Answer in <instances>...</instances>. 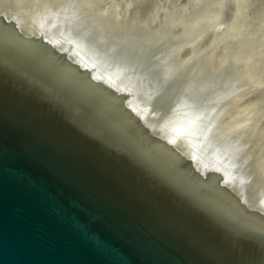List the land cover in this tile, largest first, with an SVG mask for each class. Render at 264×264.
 Instances as JSON below:
<instances>
[{
	"label": "water",
	"instance_id": "water-1",
	"mask_svg": "<svg viewBox=\"0 0 264 264\" xmlns=\"http://www.w3.org/2000/svg\"><path fill=\"white\" fill-rule=\"evenodd\" d=\"M115 76L0 10V264H264V190L166 139L144 80Z\"/></svg>",
	"mask_w": 264,
	"mask_h": 264
},
{
	"label": "bare ground",
	"instance_id": "bare-ground-1",
	"mask_svg": "<svg viewBox=\"0 0 264 264\" xmlns=\"http://www.w3.org/2000/svg\"><path fill=\"white\" fill-rule=\"evenodd\" d=\"M66 1H68V0H65V2ZM75 1L70 0L71 3L69 1H68V3H70L69 5L73 6ZM13 2H15V1H13ZM23 2H20L21 4H19L17 2L18 5H15L13 7L11 6L12 4L10 3L11 4L10 6L12 7L11 8L9 6L10 9H8L9 7L5 9V6L2 5V7L0 6V10L6 12V14H8V16L15 18L17 21H20V22L28 25L29 27L39 31L40 33L44 34L45 36H47V37L59 42L60 44L66 46L67 48L71 49L72 51L76 52L77 54H79L80 56H82L83 58L88 60L89 62L95 63L98 66V68H100L101 70L108 73L109 75H111L114 78H116L115 73L120 74V71H125V72H127L128 75H131L130 76L131 81H133V80H135V81L144 80L145 84L142 86H138V88H139L138 92L140 90V92L142 94L148 95L149 99L148 98H144V99H137L136 98V99L144 107L145 111L147 112L150 119L152 120V122L154 123V125L157 128H161V126H166L169 129L166 131V133H164L165 134L164 136L166 139L171 140L172 142L176 141L179 144L178 147L184 151L189 150L188 153L202 155L204 157V162L207 166H209L210 168H212V167L218 168L222 172H225V171L229 172V169L231 170V167L234 164L233 161L235 159L240 160L242 163V165H241L242 167H239L237 169V171L235 173H233V175L235 176L237 174V176H240V178L243 179L244 182L247 181V183L245 185L244 182L241 183V181H239L238 185L231 183L232 186H234V188L236 190H238L239 192H241L242 194H244L245 196H248V197H256L261 193V191L264 190V186H263V188L259 187V186L257 188V182H256L257 178L262 179V176H264V172H263L264 170H262L264 163L261 162L259 159V158H261V155L258 158L259 160L257 159L258 160L257 162L260 161L261 163L260 164H258L257 162H256L257 164L253 163L254 161H256L255 159L257 158V156H259L258 154L261 153V152L257 153L254 149H252L253 146H255V145L257 146V144H255V143H258V141L256 142L254 139V138H256V134H255L254 138H252L253 136H251V139H249L250 141L254 140L255 141L254 144H253L254 141L250 142V141H248V139L246 142H243V140H242L243 136L241 134V133H244L245 131H247V128H245V126H241V125L246 124V123L241 124L243 122V119L245 121L246 115H248L250 111L251 112H253V111L250 108L244 109V108H242V105H241V107L240 106L239 107L241 109H244V113L242 112L241 114H238V115H240V117H236V118H234V115L236 116V111L234 112L235 113L234 115L232 114V112H233L232 109L234 110L235 106H236V108H238L237 106L241 103V101H240V103L238 102V100H240L241 98L240 99L237 98L238 100L236 102H238L239 104L238 105L235 104L236 103L235 102L236 97L239 95L242 96L243 95L242 93L245 92V91L242 92V90L245 89L244 87L242 88V86L246 83V81H242V83H244V82L245 83L241 86L240 77H239L240 81L238 79V76L240 75V73L238 72L239 73L238 76L236 73L237 78L232 77V78L237 79L239 82H237L235 79H231L230 78L231 73H230V76H228L229 78H227V76H226V78L228 80L230 79L229 82L222 81L223 83L222 82L219 83V82H217V79H214L216 81L213 80L214 82L206 84L204 81H203L204 82L203 83L202 80H198L195 77L196 75L194 72H192L193 75L191 72H190L191 74L189 75V73L186 71L188 69L190 71H193L191 69H193L194 67L191 69L190 68L186 69L188 67L186 64L187 67L185 68L186 70L184 72H187L189 75L188 76L187 73L182 74L180 72H179L180 73L179 75H176L178 70H180L179 68H181V70L183 69L181 66L180 67L177 66L178 68L175 70L173 68L174 66L171 67L170 65H168V63H169L168 60L169 59L172 60L170 58V57H172L171 55L173 54V56H174V53H177L180 50L182 51V49H181V47L183 46L182 44L184 42H187V39L190 40L191 36H193L192 35L193 32L192 33L190 32L191 36L189 35V37H190L189 38L187 36L186 30L184 29L185 26L193 25V24H188L189 23L188 22L187 23L188 25H184L182 27V29L185 30V31L183 30V32H185L186 34L182 35V32H181V35L183 37L178 36V37H181L178 41H176L178 37L176 38L175 42L173 41L174 39L173 40L169 39L172 36H174L172 31H171L172 36L168 35L167 39L163 35L162 37H164V40L169 39L171 41L168 44H166L168 41L165 44H164V41H162L163 42L162 43L161 40H163V39H160V43H159V37L157 40L158 43L151 41V42L156 43V44H153V43L151 44V42H149L150 40L148 41L145 39L142 41V43L139 42L140 40H142L141 37H143V38H144V36L146 37V35H148L149 32H148V34H146L144 36H142L143 35L142 34L140 36V38H141L140 40L139 39L137 40V38L139 36L138 37L136 36L140 32L135 34V35H133L134 33L133 34L131 33L134 37L135 36L137 37V38L135 37L136 38L135 41H134V39H132L134 42L131 39L128 40V38L131 37V35H129V37L127 39H125L126 36L123 37V41H121L122 40L121 37L123 35L128 36V34H130V33L125 34V33L129 32V30H130V32H132L131 30L142 31L146 28H149V30H150L151 27H155L154 29L157 30L156 27L160 25V24H156V22L159 20L154 19V20H140L139 24H133V26H131V24H130L131 20L130 19L133 15H135L134 14L135 8H133V6H136L138 4L140 5V4H143L146 2L153 3L151 0H135L134 5L132 4L131 5L132 7H129V10H131V12H129V13L128 12H121V13L116 14V16L119 17L118 19L121 20V23H120V25L117 24L118 26L116 25L115 27H117V29L121 31L120 33H123L121 35V37L119 38V40L121 39L120 40L121 42H119L118 38L115 37V40L117 39L116 42H118V43H116L118 45H116L115 42H111L108 40L109 37H107V40H105V38L101 37V35L98 34L100 32L99 30H100L101 26H102V28H105V30L107 28L106 25H105V27H103L104 21L108 20V22L109 21L111 22V18L116 19V16H112L109 18V15H108L109 19L107 18V16H105L106 19L103 17L105 20L103 21L102 25L99 24L100 25L98 27L99 30L96 28L97 25H95L96 30H98V32L96 33V32H93V29L87 28L88 27L87 23L82 24L81 22L80 23L76 22V23H78V24H76L75 23V20H76L75 17H74V19H73V17L70 18L71 17L70 16L71 11H70V8L68 9L67 6H69V5L67 3H66L67 9H64L65 5H63V2H62V5L64 6L63 8H60V7H62V5H57V6L53 5L50 7V9H47V7H48L47 3L48 2L46 3V1H45V3H44L45 5H43V6L41 5V4H43V3H41V2H43V0L41 2H39L40 5H38L39 4L38 3L35 8H29L28 5L25 3V5L27 6L26 7L25 5H23L24 4ZM57 2L58 1H56L55 4H57ZM72 2H74V3H72ZM237 2H238V0H236V4H237ZM76 3H78V2H76ZM76 3H75V5L80 6V0H79L78 4H76ZM13 4H16V3H13ZM164 4L166 5V7L170 11L174 10V8L170 7L165 2H164ZM0 5H1V3H0ZM84 5L86 8L87 4L85 3ZM208 5L205 7V10H204L203 14L201 15L202 18L198 19V20L202 19V21H201L202 23H199V25H198L197 24L199 22L198 21L196 23V26H194V27L190 26V28L188 26L187 28L191 29L193 27L191 29V31H194V32L197 31L198 32L204 26V24H206L204 22H210V20H212L211 22H213V20H214L213 18H215V16H216L215 14L217 13L216 7L214 4H210L209 6ZM224 5H226V0L224 2ZM44 6L45 7L47 6V7L45 8ZM58 6H60V7L58 8ZM72 6H71V8H73V10H74V6L73 7ZM24 8H25V10H23ZM75 8L78 9L79 7L75 6ZM81 8H84V7H81ZM77 9H75V10H77ZM223 9H224V7H223ZM80 10H78V11L80 12ZM87 10H89V9H87ZM95 10L96 9L88 11V12H92V13H90V15L91 14L93 15V11L95 14ZM74 11H72L73 12L72 15H75ZM81 12H83V9ZM85 12L86 11L84 10V13ZM80 13H77V14L80 15ZM83 14H81L80 17H82ZM85 14L88 15L89 13L86 12ZM85 14H84V17H82L84 19H85V17H87ZM170 14H171V12H170ZM95 15H97V14H95ZM168 15L169 14H167L163 18L166 20H169V17H171V16H168ZM224 16L222 15V12H221V16L219 18V22H218L217 26H215L214 27L215 29H213V30H208L210 32H208L207 35L214 37L218 34V32L221 28V21H223L222 18H224ZM76 17H78V16L76 15ZM79 18H78V20H79ZM97 18H99V17H96L94 19H97ZM94 19H92V20H94ZM89 20H91V19L89 18ZM99 20L101 21L100 18L96 21L99 22ZM231 20H232V18L230 20H226L224 22L226 24V23L230 22ZM106 22L107 21H105V23ZM112 22H111V24H112ZM114 22H115V20H114ZM195 22H196V20H195ZM190 23H193V22H190ZM111 24L109 23L108 27H110ZM167 24L168 23H166V25ZM183 24H186V23H183ZM91 25H94V24L92 23ZM91 25H90V28H91ZM114 25H115V23L113 24V27H114ZM168 25H170V24H168ZM128 26H131V28ZM167 27H166V33H167ZM176 27H177L176 25L173 26L174 29ZM164 28H165V26H164ZM171 28L172 27H170V29ZM204 28H206V27H204ZM160 29L162 30L161 27H160ZM182 29H181V31H182ZM105 30L103 33H105ZM107 30H109V29L107 28ZM146 30H145V32H146ZM149 30H147V31H149ZM158 30H159V28H158ZM115 31L116 30H114L113 32L117 33V31L116 32ZM136 31H134V32L136 33ZM163 31L165 32V30H163ZM114 33H112V34H114ZM153 33L154 32H152V34ZM195 33H193V34H195ZM161 34H162V32H160V35ZM151 35H150V37H148V36L147 37L150 39V38H152ZM155 35H157V31H156ZM155 35L153 37L157 38V36H155ZM158 35H159V33H158ZM56 36L58 38H56ZM115 36H117V35H115ZM166 36H167V34H166ZM194 37L196 38L197 36H194ZM110 38H113V37H110ZM172 38H175V36ZM190 44H192V43H190ZM185 46H187V45H185ZM211 46L208 47L209 50H210ZM208 48H206V50L204 49L206 53H207ZM211 48H213V47H211ZM213 50H212V52H213ZM210 51L208 52V54H212V53H210ZM201 52H203V50ZM235 52L236 51H234V54H236ZM181 53H183V52H181ZM206 53H205V55H203L204 53H202L203 57L207 55ZM179 54H180V52H179ZM199 55L201 56V57L199 56V58H201V61L204 60L203 63L206 64L207 62H205V57L203 59L201 53ZM231 55L229 54L228 57L231 60H233L234 62H235V60H237L236 59L237 57H239V56L241 57L239 51L237 53V56L236 55L231 56ZM176 56H177V54H176ZM242 57L238 58V60L242 59ZM193 58L194 57L192 56V59H191L192 63H195V62H193L194 61ZM196 58H198V57H196ZM209 58H210V56H209ZM211 58H212V56H211ZM212 59H214V58H212ZM212 59H209L210 62ZM188 60L191 62L190 57H188ZM188 60L186 62H188ZM199 60L196 61V59H195L196 63L198 62L197 63L198 65L200 64ZM209 60H208V62H209ZM233 61L232 62L230 61V63L232 64L230 66L231 68L234 64ZM172 62H174V61H172ZM172 62H170V63H172ZM180 62H182V61H180ZM190 62H188V64ZM225 63L223 65H225ZM239 63H240V60H239ZM244 63H246V62H244ZM205 64H200V65L202 66ZM229 64H228V68L225 67L224 69H229ZM238 65H241V64H238ZM245 65L246 64H244V66ZM192 66H195V65H192ZM205 66H203V69L201 67L200 68L202 70H204ZM226 66H227V64H226ZM244 66H242V67L245 68ZM169 67H171V69L173 68L177 72H173ZM207 67H208V64H207ZM223 67H222L223 72L220 70L221 68L218 69L221 71V72L219 71L220 75H221V73H224ZM195 68H197V67L195 66ZM231 68H230V70H232ZM237 69L242 70L241 66L237 67ZM212 71L213 70H211L209 73L204 72V73H202V75L204 76V78H206V77L208 78ZM229 71L227 70L228 73H229ZM219 72L216 71V73L218 75V79L220 81V78L223 75L219 76ZM227 72H225L226 75H228ZM131 73H134V74H131ZM196 73L198 75L197 71H196ZM206 73H208L207 76H206ZM233 73H232V76H233ZM244 73H246V72H242V75H240V76H243ZM137 74H139L141 77ZM214 75H215V72L214 73L212 72V77ZM217 75H215L214 78L217 77ZM234 75H235V73H234ZM212 77L210 76V78H212ZM207 78H206V80H207ZM210 78H208V82L211 81ZM223 78H222V80H223ZM244 78L248 80V78H246L245 75H244ZM123 80H124L123 82L126 83L123 85L130 86V84L132 83L131 81H128L126 79H123ZM226 85L230 86V87H226ZM245 86L247 88L248 84L247 85L245 84ZM246 92H248V91H246ZM244 95L246 96V94H244ZM243 100L244 99H242V101ZM230 104H231V106H230ZM236 108H235V110H236ZM181 109H185V110L181 111ZM248 109H249V112L247 111ZM229 111H230L229 115L226 114ZM237 112H241V110L240 111L238 110ZM227 115L232 116V119H234L236 121V122L235 121L234 122L237 124L235 126H237L239 128L236 129V127H233V129H232L229 127L230 128L229 130L226 128L228 130L227 132L222 130V128L224 129L226 127L224 125L225 124L227 125L228 121L230 123L231 119L229 120ZM249 117L251 118V116H249ZM226 119H228V121H226ZM247 119L248 118H246L245 122H247ZM222 122H225V123H222ZM231 122H233V120ZM251 122H250V124H253V126L255 127L256 124L251 123ZM235 123H230V124L233 125ZM190 124H193L194 129L196 126H197V128L195 130L190 129L189 131H186V134L184 133V135H186L185 136L186 140H180L181 135L178 133V131H180V129H182V127L188 126ZM238 124H239V126H238ZM250 124L248 123V125H250ZM190 126H189V128H191ZM250 126H251L250 128L253 127L252 125H250ZM246 127H248V126H246ZM250 128H248V129H250ZM226 129H224V130H226ZM244 129H246V130H244ZM237 130H239L241 133ZM250 130H249L250 132L248 131L250 134H248L246 132L248 134V136L253 133V129H250ZM254 133H255V131H254ZM247 134L245 136H247ZM193 138H199L200 141L196 140V142L195 141L193 142V140H191ZM247 142H250L253 145L248 144ZM245 143H247V144H245ZM256 149H258V148H256ZM253 150H254V152L257 153V156L253 152ZM243 152H245V153H243ZM224 155H226V156H224ZM253 155L256 157L255 159L253 158ZM261 160H262V158H261ZM262 164H263V166H262ZM259 175L260 176L262 175L261 178L259 177ZM250 179L252 181H250ZM259 179H258V181L261 182V180H259ZM248 180H249V182H248ZM260 182H258V183H260ZM263 184H264V181H263ZM263 184L261 182V186Z\"/></svg>",
	"mask_w": 264,
	"mask_h": 264
},
{
	"label": "rangeland",
	"instance_id": "rangeland-1",
	"mask_svg": "<svg viewBox=\"0 0 264 264\" xmlns=\"http://www.w3.org/2000/svg\"><path fill=\"white\" fill-rule=\"evenodd\" d=\"M13 1H15V2H13ZM24 1V2H23ZM42 0H0V3H1V7H2V5L3 6H5V9L6 8H8L11 4V6L13 7V6H15V5H18V3L19 4H21L20 2H23L22 4L23 5H25V3L28 5V7L29 8H35L36 6H37V4L39 3V2H41ZM46 1V3H47V6L49 7H47V9H50V7L51 6H53V5H62V2H63V5H65V8L64 9H67L66 8V5L68 4H70L71 2H70V0H68L70 3H68V1H66L65 2V0H45ZM45 1L43 0V2H41V3H43V4H41L42 6L43 5H45L44 3H45ZM56 1H58L57 2V4H55L56 3ZM61 1V2H60ZM71 1H75V0H71ZM134 1L135 0H80V6L78 5H75V3L76 2H78L79 3V0H76L75 1V3L74 2H72V3H74L73 4V6L75 5L76 7H79L78 9L77 8H75V6H74V10L75 9H77V10H75L76 12L78 11V10H80V12L82 11V9H83V12H77V13H80V15L79 14H77L74 10H73V8H71V6L72 5H69V6H67L68 7V9L70 8V13H71V17L70 18H72L73 17V19H74V17H75V23L76 22H78V23H82V24H85V23H87L86 25L88 26H86L87 28H89V29H93V32H98V30H99V26L100 25H102V23H103V21L106 19V17L105 16H107V18H108V15H109V18L110 17H112V16H116V14H118V13H121V12H131V10H129V7H132L131 5L133 4L134 5ZM153 3H149V2H146V3H143V4H138V5H136V6H133V8H135V15H133L132 17H131V26H133V24H139L140 23V20H154V19H156V20H159V21H157L156 22V24H160L159 26H157L156 28H157V30L156 29H154L155 27H151L150 28V30H149V28H146L147 30H149V31H147L146 29H144V30H142V31H136V30H134V31H136V33L133 31V30H131L132 32H130V30H129V32H127V33H125V34H128V33H130V34H128V36L127 35H123L122 37H121V35L123 34V33H120L121 31L120 30H118L117 29V27H115L117 24H119L120 25V23H121V20L120 19H118L119 17H117L116 16V19H112L111 18V22L113 21L114 22V20H115V25H114V27H113V22H112V24H111V22L109 21L108 22V20H105V21H107L106 23H105V21H104V25H103V27H105V25L107 26V28L109 29V30H107V28H106V30H105V28H102V26L100 27V32L98 33L99 35H101V37H103V38H105V40H107V37H109L108 38V40L109 41H111V42H115V44L116 43H118V42H116V40H115V37L116 38H118V41L119 42H121V41H123V37H125V39H127L128 37H129V35H131V37L133 36V35H135V34H137V33H139L138 35H136L135 37L137 38V40L139 39H141L142 38V40H140L139 42H141L142 43V41L145 39V40H150L149 42H151V41H154V42H156V43H158V37H159V43H160V39H163V40H161V42L162 41H164V44L166 43V44H168L169 42H171L170 40H173L174 42H175V40H176V38L178 37V36H182L183 34H186L185 32H183V30L185 29L186 30V32H187V36L189 37V35L191 36V33L193 32V33H195V34H193L192 33V35L193 36H191V38H190V40H188L187 39V42H184L182 45L184 46H182L181 47V49H182V51L180 50V51H178L177 53H174V56H173V54L171 55L172 57H170L172 60H168V65H170L171 67L172 66H174L173 68L176 70L178 67H182L183 69L181 70V68H179L180 70H178V72L177 71H175L173 68L171 69V67H169L173 72H177L176 73V75H179L180 73H189V75L192 73V72H194L195 73V77L198 79V80H202V82L204 81L206 84H209V83H211V82H214V81H216V80H214V79H217V82H222V81H226V82H229L230 81V79L228 80L227 78H229L228 76H230V73H231V79H235V78H232V77H236L237 78V76L239 75V73H240V75H242V72H246V73H244V75H245V77L246 78H248V80L247 79H245L244 78V75L243 76H238V79H239V77H240V79H241V86L245 83H242V81H246V85L248 84V87L246 88V86H245V84L242 86V88L244 87L245 89H243L242 90V92L243 91H245L244 93H242L243 95V97L241 96V95H239V96H237L236 97V100H235V102L238 100L237 98H241L240 100H238V102L240 103V101H241V103L239 104L238 102H236L235 104L236 105H238L237 107L238 108H236V106H235V108H236V110H235V108H234V110L232 109V114L234 115L235 113V111H236V116L234 115V118H236V117H240V115H238V114H241L242 112L244 113V109H246V108H250L253 112H249V109L247 110L248 112H249V114L248 115H246V118H248L247 119V122H245L246 121V118H245V121H244V119H243V122L241 123V124H245V125H241V126H245V128H247V131H245L244 133H241L239 130H237V131H239L241 134H242V140H243V142H246L247 141V139H248V141H250L249 139H251V136H253L252 138H254V136H255V134H256V138H254L255 139V141L257 142L258 141V143H255V141L254 140H251L250 142H253V144L255 143V144H257V146L255 145V146H253V148L252 149H254L257 153H259V152H261V153H259L258 155L259 156H257V153L256 152H254V150H253V152L256 154V156H257V158L253 155V158L256 160V161H254L253 163L254 164H260L261 162H263L264 163V0H238V2H237V4H236V0H227V1H230L229 2V4H231V6L229 7V10H227V12L225 13V16H224V18H222V20L223 21H221V28H220V30H219V32H218V34L216 35V36H214V37H211L210 35H207V33L208 32H210V31H208V30H213V29H215L214 27L215 26H217V24H218V22H219V18H220V16H221V12H222V10H223V7H224V2H225V0H151ZM18 2V3H17ZM164 2L167 4V5H169L170 7H172V8H174V10L173 11H170L167 7H166V5L164 4ZM11 3V4H10ZM13 3H16V4H13ZM59 3V4H58ZM65 3V4H64ZM67 3V4H66ZM78 3H76V4H78ZM86 3L87 5H86V8L87 9H89V10H87L86 8H85V5L84 4ZM51 4V5H50ZM150 4V5H149ZM210 5V4H214L215 5V7H216V16H215V18H213L214 20H213V22H211L212 20H210V22H204V23H206V24H204V26L197 32V31H191V29L194 27V26H196V23L199 25V23H202L201 21H202V19L201 20H198V19H200V18H202L201 17V15L203 14V12H204V10H205V7L207 6V5ZM236 4V5H235ZM22 5V6H23ZM38 5H40V3L38 4ZM62 5V7H60V6H58V8L60 7V8H63L64 6ZM208 5V6H209ZM7 6V7H6ZM10 6V7H11ZM26 6V5H25ZM72 6V7H73ZM90 6V7H89ZM10 7L8 8V9H10ZM11 7V8H12ZM27 7V6H26ZM25 7V8H26ZM45 7V6H44ZM45 7V8H46ZM81 7H84V8H81ZM89 7V8H88ZM25 8L23 9V10H25ZM91 8V9H90ZM22 9V8H21ZM27 9V8H26ZM94 9H96L95 10V14H97V15H95L94 14V11H93V15L91 14L90 15V13H92V12H88V11H91V10H94ZM84 10L87 12V13H89L88 15H86L85 13H84ZM72 11H74V13H75V15H72L73 14V12ZM250 11V12H249ZM97 12V13H96ZM170 12H171V14H170ZM87 16V17H85V19L84 18H82V17H84V14ZM81 14H83V16L82 17H80L81 16ZM167 14H169L168 16H171V17H169V20H166V19H164L163 17H165ZM76 15L78 16V17H76ZM90 15V16H89ZM100 15V16H99ZM111 15V16H110ZM147 16V17H146ZM81 19H80V18ZM92 17V18H91ZM96 17H99L100 19H101V21L99 20V22H97L96 20H98L99 18H97V19H94V18H96ZM102 17V18H101ZM105 19H104V18ZM78 18H79V20H78ZM89 18L91 19V20H89ZM108 18V19H109ZM232 18V20L230 21V22H228V23H226L225 24V22L224 21H226V20H230ZM84 19V20H83ZM92 19H94V20H92ZM78 20V21H77ZM83 22H82V21ZM195 20H196V22H195ZM204 20V19H203ZM90 21V22H89ZM94 24V25H91L92 23ZM151 22V21H150ZM189 22V23H188ZM190 22H193V23H190ZM195 22V23H194ZM78 23H76V24H78ZM91 23V24H90ZM97 23V24H96ZM109 23L111 24L110 25V27H108V25H109ZM166 23H168V24H170V25H166ZM183 23H186V24H183ZM193 24V25H188V24ZM100 24V25H99ZM163 24V25H162ZM195 24V25H194ZM209 24V25H208ZM90 25H91V28H90ZM95 25H97V29L98 30H96V28H95ZM177 26L175 29L173 28V26ZM184 25H188L189 26V28H190V26H193L191 29H189V28H187L188 26H185L184 27V29H182V27L184 26ZM202 25V24H201ZM118 26V25H117ZM131 26H128V27H130L131 28ZM164 26H165V28H164ZM168 26V27H167ZM172 27L171 29H170V27ZM114 29H113V28ZM160 27L162 28V30L160 29ZM166 27H167V33H166ZM204 27H206V28H204ZM116 28V29H115ZM158 28H159V30H158ZM187 28V29H186ZM95 29V30H94ZM170 29V30H169ZM181 29H182V31H181ZM103 30V31H102ZM104 30H105V33H103L104 32ZM114 30H116L117 31V33H114L113 31ZM145 30H146V32H145ZM163 30H165V32L163 31ZM184 30V31H185ZM188 30V31H187ZM92 31V30H91ZM112 31V32H111ZM115 31V32H116ZM144 31V32H143ZM151 31V32H150ZM156 31H157V35H155L156 34ZM171 31H172V33H173V35L175 36V38H172V37H174V36H172V33H171ZM202 31V32H201ZM148 32H149V34L151 35L152 34V32H154L152 35H151V37L152 38H148V37H150V35L148 34ZM160 32H162V34L160 35ZM164 32V33H163ZM181 32H182V35H181ZM191 32V33H190ZM202 34H201V33ZM101 33V34H100ZM109 33V34H108ZM112 33H114L115 35H117V36H115L114 34H112ZM120 33V34H119ZM133 35H132V34ZM158 33H159V35H158ZM105 34V35H104ZM108 36H107V35ZM143 34V35H142ZM146 34H148V35H146ZM166 34H167V36H166ZM171 34V35H170ZM176 34V35H175ZM180 34V35H179ZM199 34V35H198ZM120 35V36H119ZM144 36V35H146V37L144 36V38L143 37H141L140 38V36ZM157 36V38H155V37H153V36ZM164 35V37H166V39H167V37H168V35L169 36H172L171 38H169L168 40H164V37H162ZM105 36V37H104ZM148 36V37H147ZM186 36V37H187ZM194 36H197L196 38L194 37ZM110 37H113V38H110ZM121 37V41L119 40V38ZM131 37H129L128 38V40L129 39H134V41L136 40V38L133 36L132 38ZM183 37V36H182ZM156 40H154V39ZM181 37H178L177 38V40L176 41H178L179 39H180ZM213 38V39H212ZM124 39V40H125ZM115 40V41H114ZM133 41V40H132ZM133 41V42H134ZM172 41V42H173ZM193 41V42H192ZM138 42V41H137ZM153 42H151V44H152ZM156 43H153V44H156ZM163 43V42H162ZM186 43V44H185ZM190 43H192V44H190ZM189 45L188 47L187 46H185V45ZM116 45H118V44H116ZM191 45V46H190ZM212 45V46H211ZM209 46H211V47H213V48H211L210 47V50H209ZM113 47V46H112ZM189 48V49H188ZM206 48H208V50L210 51V53H212V54H208V50H207V53L205 52V50H206ZM215 48V49H214ZM205 49V50H204ZM214 49V50H213ZM235 49V50H234ZM187 50V51H186ZM203 50V52H201ZM212 50H213V52H212ZM234 51H236L235 53L236 54H234ZM238 51L240 52V55H241V57H242V59H239L240 60V63H239V60H238V58H241L240 56L239 57H237L236 59L237 60H235V62L233 61V60H231L228 56H229V54L231 55H236L237 56V53H238ZM179 52H180V54H179ZM181 52H183V53H181ZM201 53V55H202V53H204L203 55H205V53L207 54L206 56H204L205 57V62H207L206 64L205 63H203V59H204V57H203V55H202V60L203 61H201V58H199V54ZM242 53V54H241ZM176 54H177V56H176ZM198 54V55H197ZM197 55V56H196ZM214 55V56H213ZM231 55V56H232ZM233 55V56H234ZM192 56L194 57L193 58V62H195V63H192ZM198 57V58H196V57ZM209 56H210V58H209ZM211 56H212V58H214V59H212L211 58ZM235 56V57H236ZM188 57H190V60H191V62L188 60ZM201 57V56H200ZM175 58V59H174ZM232 58V57H231ZM174 59V60H173ZM188 60V62H190L192 65H195L197 68H195V66H192L190 63L188 64V62H186L187 60ZM195 59H196V61L197 60H199L200 61V64H205V65H198L197 63H196V61H195ZM209 59H212L211 60V62H210V60ZM228 59V60H227ZM244 59V60H243ZM246 59V60H245ZM208 60H209V62H208ZM232 62H234V64H233V66H232V68L230 67L232 64L230 63V61ZM172 61H174V62H172ZM180 61H182V62H180ZM184 61V62H183ZM227 61V62H226ZM229 61V62H228ZM170 62H172V63H170ZM226 62V63H225ZM244 62H246V63H244ZM178 63V64H177ZM225 63V65H223ZM230 63V64H229ZM248 63V64H247ZM172 64V65H171ZM185 64V65H184ZM186 64H187V66H186ZM207 64H208V67H207ZM226 64H227V66H226ZM228 64H229V69H224L225 67L226 68H228ZM238 64H241V65H238ZM243 64V65H242ZM244 64H246L245 66H244ZM176 65V66H175ZM184 65V66H183ZM199 67H198V66ZM238 65V66H237ZM248 65V66H247ZM178 66V67H177ZM203 66H205L204 67V70H202L203 69ZM224 66V67H223ZM239 66H241V68H242V70L241 69H237V67H239ZM242 66H244L245 68H243ZM187 67V68H186ZM194 67V68H193ZM202 69H201V68ZM222 67H223V70H224V73H221V75H223L221 78H220V81H219V79H218V75H217V73H216V71L217 72H219L220 70L222 71ZM236 67V68H235ZM188 69V68H193V69H191V70H193V71H190L189 69V71L188 70H186V69ZM206 68V69H205ZM221 68V69H220ZM230 68L233 70H230ZM208 69V70H207ZM218 69H220V70H218ZM236 69V70H235ZM187 71V72H184V71ZM195 70V71H194ZM211 70H213L212 72L214 73L215 72V75H217V77H215L214 78V76L212 77V72L210 73V76L213 78H210V76L208 77V78H210L211 79V81H209L208 82V78H207V80H206V78H204V76L202 75V73H204V72H210ZM215 70V71H214ZM227 70L229 71V73L227 72ZM235 70V71H234ZM239 70V71H238ZM244 70V71H243ZM196 71L198 72V75H197V73H196ZM202 71V72H201ZM220 71V72H221ZM180 72V73H179ZM191 72V73H190ZM201 72V73H200ZM220 72H219V76H221L220 75ZM223 72V71H222ZM225 72H227L228 73V75H226V73ZM235 73V75H234V73ZM239 72V73H238ZM188 73H187V75H188ZM208 73H206V76L208 75ZM232 73H233V76H232ZM236 73H237V76H236ZM175 74V73H174ZM200 74V75H199ZM188 75V76H189ZM192 75H193V73H192ZM226 76H227V78H226ZM194 77V78H195ZM224 77V78H223ZM177 78V77H176ZM222 78H223V80H222ZM244 80H243V79ZM209 79V80H210ZM225 79V80H224ZM240 79H239V81H240ZM214 80V81H213ZM237 82H239L237 79H235ZM234 80V81H235ZM203 82V83H204ZM223 83V82H222ZM226 87H230V86H227L226 85ZM247 89V90H246ZM246 91H248V92H246ZM244 94H246V96L244 95ZM242 99H244L243 101H242ZM241 105H242V108H244V109H241L240 107H241ZM230 106H231V104H230ZM229 106V107H230ZM240 106V107H239ZM240 108V109H239ZM184 111L185 109H181V111ZM240 111L241 110V112H237V111ZM230 111L228 112V113H226V114H228L229 115V113H230ZM227 115V116H228ZM249 116H251V118L249 117ZM250 118V119H249ZM228 119L230 120V123H235L236 121L234 120V119H232V116H228ZM228 119H226V121H228ZM233 120V122H231ZM255 120V121H254ZM235 121V122H234ZM249 121V122H248ZM252 121V122H251ZM254 121V122H253ZM250 122L251 123H255L256 124V126L254 127L253 126V124H250ZM222 123H225V122H222ZM227 123V122H226ZM229 123V121H228V126L225 124L224 126H226L224 129H230V128H232L233 129V127H236V129L237 128H239V127H237V126H235V125H237L236 123L235 124H233V125H231ZM248 123L250 124V125H252L253 127L252 128H250L251 126L250 125H248ZM230 124V125H229ZM222 125V124H221ZM232 126V127H231ZM238 126H239V124H238ZM246 126H248V127H246ZM164 127V126H163ZM230 127V128H229ZM165 128V127H164ZM244 128V127H243ZM248 128H250V129H253V133L251 134V135H249L248 136V134H250L249 132L251 131L250 129H248ZM223 128H222V130L223 131H225V132H227L228 130L226 129V130H224ZM167 130H169L168 128H166V131ZM244 130H246V129H244ZM250 130V131H249ZM222 131V132H223ZM242 131V130H241ZM249 131V132H248ZM254 131H255V133H254ZM248 134H247V133ZM252 132V131H251ZM166 133V132H165ZM247 134V136H245ZM247 137V138H246ZM246 139V140H245ZM250 142H247L248 144H251V145H253L252 143H250ZM247 143H245V144H247ZM256 148H258V149H256ZM243 153H245V152H243ZM253 153V154H254ZM244 155V154H243ZM260 155H261V158H262V160H261V158H259L260 157ZM260 159V161L259 162H257L259 159ZM253 159V160H254ZM258 159V160H257ZM252 160V161H253ZM251 161V162H252ZM257 162V163H256ZM262 166H263V164H262ZM262 170H264V166H263V168H262ZM264 172V171H263ZM262 172V173H263ZM261 173V172H260ZM263 175V174H262ZM261 175V176H262ZM261 176L259 175V177L261 178ZM258 179L259 178H257V188H258V186L259 187H262L263 188V186H264V184H263V179H264V176H262V179H259V180H261V182H262V186H261V182L260 181H258ZM258 182H260V183H258ZM260 184V185H259Z\"/></svg>",
	"mask_w": 264,
	"mask_h": 264
}]
</instances>
